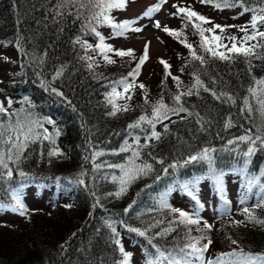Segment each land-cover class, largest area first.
Wrapping results in <instances>:
<instances>
[{
    "label": "trees",
    "instance_id": "obj_1",
    "mask_svg": "<svg viewBox=\"0 0 264 264\" xmlns=\"http://www.w3.org/2000/svg\"><path fill=\"white\" fill-rule=\"evenodd\" d=\"M56 2L57 0H0V45L7 43L12 52L17 53L19 65V70L10 79L11 82L2 85L1 93L20 99V102L13 106L14 109L27 108L28 105L22 104L21 101L25 97L29 98L34 105L31 111L36 117L53 120L61 133L56 145L44 142L43 156L40 155V146L33 145L27 153L28 158L21 161L19 168L29 174V178L23 180L26 185L24 190L27 191L31 185L52 189L56 193L59 192L62 198L70 201L72 207L57 204L50 209L52 211L49 215L38 217L32 214L21 225L10 228L7 225H0V264H117L122 256L113 242L115 238L106 221L115 224L121 242L129 243L137 249L142 259L140 263L148 264L154 252L148 240L126 231L119 222L125 221L128 225L143 230L156 219L164 220L165 223L159 228L148 232V236H152L154 232L167 226L168 221L175 219L176 216L171 217L169 211L156 208L159 195L177 180H191L193 177L205 175L207 164L189 163L175 170L169 169L168 175H164L161 169L172 163L183 165L189 155L204 147L217 150L214 153L215 166L226 173L225 196L227 198L229 188H233V192L239 194L237 199L239 202L245 189L244 177L239 174L243 158L238 155V151L242 153L248 145L244 143L229 145L227 142L244 135L246 129L259 124L260 120L254 117L250 122L238 113V107L220 104L204 92H201L200 96L183 97L185 106L190 109L195 106L193 110L200 112L211 123L205 126L204 131H201L200 126L196 124L195 117H189L184 121L178 118L175 120L176 123H167L170 132L163 133L159 142H152L153 148L145 150V152L150 150L162 158L164 165L157 164L146 156L145 158L154 165L155 171L149 176L136 180L127 193L121 196L123 200L120 202H117V198L111 199L108 193L118 189V184L112 182L111 176H119L120 173L106 166L99 171L94 170L91 154L97 150L106 153L105 156L98 158L96 163L123 162L120 156L110 153L118 150L123 140L128 139L127 124L145 114L146 109L149 112L151 109L149 105L140 103L130 107L131 110L125 113L121 111L116 116L109 114L111 106L106 103V93L111 90L112 82L121 79V75L117 73L109 75L110 71L103 74L100 70L94 69L95 65L91 71L88 69V62L80 59L84 54L83 49L79 44L74 46L72 42L76 36L82 35L80 22H73V17L66 16L60 20V23H54L50 9ZM246 2L250 6L256 4V0H246ZM202 6L208 11H215L216 14L234 9L218 10L211 5ZM194 10L202 14L197 9ZM121 12L113 10L111 15L117 18ZM61 28L63 31H60ZM99 31L106 38L112 35L111 28L107 26L100 27ZM92 37L94 36L90 34L84 35L83 39ZM172 39L174 38L166 36V46L172 56H175L171 61L175 64V70L190 79L192 83L194 82L192 74L199 72L205 84L215 87L218 91L233 94L238 98V105L241 103V98L246 94V89L251 83V76L247 71L248 65L243 57L234 63L206 57L209 63L201 67L199 61L191 59L187 48ZM17 40H20L27 55L21 54L17 49ZM192 40L194 46L199 44V39ZM45 51H47V56L44 57L45 63L37 66L32 57L41 56ZM252 63L253 74L264 77V61L253 59ZM62 66L63 75L52 84V87L63 92V97H60L46 90L41 80L51 81L56 70ZM133 66L135 68L136 64ZM158 66L161 67L160 64ZM127 70L128 68L124 69V72ZM124 72L123 74H127ZM211 78L216 79L215 85H212ZM157 92L160 95L152 103L163 96L165 103L171 106V97L177 92V88L168 85L165 89L159 88ZM229 115L236 126L225 130L223 125ZM47 126L50 125H44ZM53 147H58L64 155L49 158L47 152ZM85 157L89 159L86 160ZM11 167L15 168L16 165ZM248 170L251 175L258 177L264 173V150L257 151L251 157ZM82 172L86 175L81 177ZM158 174L160 180L157 182L154 178ZM105 176L107 179H104ZM78 178L84 179L85 184L75 183ZM21 182V178L15 172L11 181L6 179L0 181V203L2 201L11 203L10 189L19 186ZM261 182L264 183V177H261ZM148 185L151 187H147ZM202 188L208 189L209 200L213 204L224 205L210 181L201 182L198 191ZM171 193H177L185 198L184 201L192 213L195 202L189 196L178 187ZM97 198H99L98 205ZM258 199L259 189L255 188L253 193L249 194L246 205L239 203L232 218L229 219L231 223L217 230L215 236H211L208 230L204 229L203 222L198 226L200 231L197 230L196 225L190 226L191 236L207 235L212 240L208 249L211 251L210 260L214 261L221 253L243 252L264 255V224L250 222L243 212V207L248 206L257 221H264V207H254ZM133 200L136 201L135 207L128 215H124V209ZM234 221L241 223L235 224ZM220 230L222 234L219 233ZM185 232V227L181 225L174 232L154 239L152 243L171 251L188 242ZM62 244L65 245L63 249L60 247ZM129 263L132 264L130 261Z\"/></svg>",
    "mask_w": 264,
    "mask_h": 264
},
{
    "label": "snow or ice",
    "instance_id": "obj_2",
    "mask_svg": "<svg viewBox=\"0 0 264 264\" xmlns=\"http://www.w3.org/2000/svg\"><path fill=\"white\" fill-rule=\"evenodd\" d=\"M201 4L211 5L212 7L223 10L225 8H240V15L251 13L250 20L245 25H219L214 24L209 18L196 12L191 5L180 6L173 4L172 7L176 10L171 15L176 18H180L183 21V28L180 30H173L167 26H163L160 21H154L156 29H161L170 37L178 39L185 48L189 50V55L193 61H199L201 67L209 63V59L220 60L234 63L237 59L243 57L248 65V74L251 76V83L246 89V94L241 98V103L238 105V98L233 94L217 90L215 87H210L201 79L199 72L193 73V83L190 86L184 87L183 82L179 77L172 75L170 69L171 65L161 59L160 64L163 65L165 71V77H171L174 81L177 92L172 95L171 106L165 103L163 96L152 103L148 99L146 86L143 83L137 85L136 79L141 73L142 66L149 59L148 48L149 43L145 44L143 54L138 58L135 57L134 51L115 49L112 45L107 44L106 37L99 31L100 27L107 26L111 28L112 35L110 38L124 37L127 32L133 31L139 33L143 31L142 27H133L138 22L123 21L116 22L115 18L111 15L113 10H126L128 0H57L56 4L50 11L53 14V22L60 23V20L66 16L73 17V22L79 21V27L82 35H78L73 39V45L79 44L83 49V55L80 56L82 61L88 62L87 67L91 71L94 64L97 61L93 59L90 52L97 53L103 57V60L107 64H114L116 61L110 58L109 53H113L116 57L121 59L127 57L136 62L135 68H133L126 77H122L118 81L112 82L111 90L106 93V103L111 106L110 115L116 116L118 112L130 111V106L127 101L132 99L135 88H139L144 92L143 101L145 105L150 106V112L146 109L145 114L140 115L134 122L127 124L126 134L128 139H124L118 150L111 152V155L120 156L123 162H108L96 163V160L106 155L102 150L94 151L91 154V161L93 169L99 171L105 166L108 169L118 170L119 176L112 175L111 180L113 183L118 184V189L115 192H109V196H115L120 198L127 193L131 185L141 177L149 176L155 171L154 165L148 161L145 157H150L157 164L164 165V160L156 156L152 151L145 152L146 149L153 148V141L159 142L162 137V133L157 131V125H163V133L170 132L169 125L165 121L173 120V117H178L180 121H184L189 117H195V122L200 126V130L204 131L205 126L210 124L211 121L207 120L200 112L194 111V107L190 109L185 106L183 97H192L193 95L200 96L201 92L209 94L213 100L220 104H227L229 106L238 107V113L245 116L250 122L254 117H258L259 124H255L245 130V134L236 137L233 140H229V145L235 143H244L248 147L242 153L237 149L238 155L243 158L242 167L239 169V174L244 177L243 188L245 189L244 195L241 197L239 203L246 205L249 194L253 193L255 188L259 189V199L254 205L255 208L264 207V183L261 182V177H264V173L261 176H253L248 170V165L251 163V157H253L257 151L264 150V77H258L253 74L254 65L253 59L264 61V0H256L254 6H250L246 0H199ZM167 3V0H159L157 5H154L147 9L142 15L148 19H151L153 14L159 12L162 5ZM59 18V19H58ZM212 25L211 27H205V25ZM191 27L193 33L198 35L199 44L194 46L188 42L187 36L184 33V28ZM237 28L239 32L243 33L242 36L228 33V29ZM217 30H219L217 32ZM63 31V28L60 29ZM92 35L97 39L95 45L89 43L83 39L84 35ZM183 37V39H180ZM22 39V38H21ZM17 49L23 55H27L24 52L23 46L20 40L16 42ZM204 53L203 55L200 53ZM47 56V51L41 56H33L32 60L37 66H42L45 63L44 57ZM208 57V58H206ZM7 59V58H5ZM91 61V62H89ZM183 72V69H181ZM64 73V67L62 66L56 70L52 76L51 81L45 82L41 80V84L46 90H50L57 96L63 97V92L58 91L52 84L60 78ZM39 75V74H38ZM212 85L217 83L215 78H211ZM118 88H122L123 91H118ZM125 100L123 105H118L117 100ZM13 100L8 97L7 105L3 101H0V181L5 179L11 181L13 179L14 172L19 175L22 182L19 186L11 188V201L12 203L3 204L0 203V212L10 211L18 213L20 216H26L29 213V209L24 203V188L26 185L23 180L29 178V174L19 168L22 160L28 158L27 153L33 145H39L41 148L40 155L43 156V145L47 141L51 145L57 144V138L60 136V130L56 128L55 122L51 119H40L31 111L34 107L29 98L25 97L22 104H27L28 107H21L19 109L13 108ZM183 114V115H182ZM52 125L53 132H49L44 125ZM236 126L231 116L229 115L223 125L224 129H231ZM143 134V135H141ZM131 140V143L129 142ZM141 140L144 142L141 143ZM90 147H93L90 145ZM217 150L211 147H204L194 154L189 155L183 165L178 163L169 164L167 167H162L161 171L164 175L169 174V169L175 170L178 167L186 166L189 163L203 162L207 164V173L205 175L193 177L191 180L179 181L170 186L168 190L160 194L157 199L156 208L159 210H167L176 216L167 222V226L163 227L160 231H156L152 236H148V232L152 229L159 228L165 221L156 219L150 223L147 228L141 229L128 225L125 221H120L122 227L130 233H135L139 237H144L148 240L154 252L151 254L148 264H264V255H252L241 253H221L215 260H205V254L212 244V240L207 235L191 236L192 225L198 227L202 223V217L200 212L203 209V205L197 195L198 186L203 181H210L217 193L220 195L224 203V213L230 214V202L225 196V183L224 178L226 173L222 170H218L215 166V155ZM64 154L58 147H53L48 150L47 156L59 157ZM89 159V157H85ZM11 165H16L15 168ZM81 177L86 173H81ZM95 179V178H94ZM104 179H107L105 176ZM155 181L160 180L158 174ZM75 183L84 185L85 181L82 178H78ZM147 187H151L148 185ZM183 191L189 196L192 201L195 202V207L192 213L184 211L179 208H175L170 205L168 197L176 188ZM95 195V193H93ZM139 196V193H137ZM99 204V198H97V205ZM136 201L133 200L125 209L124 215H128L135 207ZM65 207L71 208L72 205H65ZM95 207V205H94ZM151 211V209L149 210ZM243 212L246 214V218L253 223L264 224V221H257L253 215L252 210L245 206ZM235 224H240V221H234ZM108 228L111 230L115 245L122 256V259L117 264H129L131 259V253L125 251L123 244L120 240V233L113 222L106 221ZM184 226L186 229L185 237L187 243L181 247L175 248L171 251L162 249L160 246L153 244L152 241L156 238L168 235L174 232L177 227ZM204 229L211 231L212 226L206 221H203ZM75 233H73V236ZM206 241V243H202ZM67 243V242H66ZM233 243H236L233 241ZM62 249L65 245L60 246Z\"/></svg>",
    "mask_w": 264,
    "mask_h": 264
},
{
    "label": "rangeland",
    "instance_id": "obj_3",
    "mask_svg": "<svg viewBox=\"0 0 264 264\" xmlns=\"http://www.w3.org/2000/svg\"><path fill=\"white\" fill-rule=\"evenodd\" d=\"M158 0H128V6L126 10H123L119 15L118 19H126L127 21H133L137 20L138 22L133 25V27H142L143 31L136 33V32H129L126 33L124 37H116V38H110L111 36L106 38V43L109 45H112L115 49L119 50H133L135 57L138 58L143 54L144 47L146 43H149L148 48V54L149 59L145 62V64L142 66L141 73L136 79L135 83L139 85L140 83H143L146 86L148 99L153 102L156 98L159 97L160 93L157 92L159 88L165 89L168 85L172 87H176L174 81L172 78L165 77V71L163 68V65L159 63L161 59L167 61L171 65V73L172 75H175L180 78V80L183 82V86L187 87L192 84V81L186 77L183 76V74L179 73L177 70H175V64L174 62H171L175 56H172V53L170 52V49L166 46V36L167 35L163 30V26H167L170 29L173 30H180L183 28V21L180 18L173 17L171 14L175 12L176 10L172 7L173 4H178L180 6H188L191 5L193 9H197L202 14H204L206 17L208 16L209 19L214 24L219 25H245L249 22L251 13H246L244 15H240V8H234L230 11H224L220 14H216L215 11H208L205 7H203L199 0H167V3L163 4L160 11L156 12L151 19H148L146 17H143V13L149 9L150 7L157 5ZM193 2V3H188ZM116 21H118V19ZM124 20V21H126ZM160 21L162 28L156 29L154 26V21ZM210 25V24H209ZM206 27H211L210 26ZM184 33L187 36L188 42H194L192 39H199L198 35H195L193 33V30L191 27L184 28ZM264 30V29H262ZM219 30H217L218 32ZM228 33L236 35L237 37L242 36L243 33L239 32L237 28H230L228 29ZM174 38V37H171ZM180 39H183L181 37ZM173 41H178V39L174 38ZM87 41L93 45H95L98 41L95 37L87 39ZM180 43V42H179ZM173 44V43H172ZM182 44V43H181ZM183 45V44H182ZM89 55L93 56V59L97 61V64H94V69L100 70L103 74L109 72V75L111 74H120L121 78L126 77L127 74L134 68L133 65L136 64L137 61H133L130 58L126 59L127 57L121 59L119 57H116L113 53H109L110 58L114 59L116 62L114 64H107L106 61L103 60V57L98 55L97 53L90 52ZM7 58V59H5ZM177 58V57H176ZM17 53L14 51L12 52L10 46L6 43L4 45H0V101H3L5 105H7V98L10 96H5L1 93L2 85L10 83L12 79V75L16 74L19 70L18 67V60H17ZM171 62V63H170ZM173 63V66H172ZM158 64L161 65L158 66ZM128 70L124 72V69ZM114 71V72H111ZM163 71V75L162 71ZM127 73V74H123ZM118 91H123L122 88H118ZM144 92L141 91L138 87L135 88L134 94L132 95V99L130 101H127L130 107H134L140 103L144 104L143 101ZM13 100V106L16 105L18 102L17 98L10 97ZM126 101L121 99L117 100L118 105H123ZM119 113V112H118ZM121 113H125V111H122ZM173 120L178 119V117H173ZM171 121H165V123H170ZM52 126L46 127L49 131L53 132L54 129L51 128ZM157 131L161 132L163 135V125L158 124L157 125ZM131 142V140H129ZM144 141L141 140V143ZM201 202L203 205V209L200 212V216L202 217V222L206 221L208 224L212 226L211 231H207L211 236L215 234V232L219 229L224 228L226 224H230V220L233 216L234 211L233 209L236 208V205H239L238 199V192L234 191L230 195V214H222L224 213V208L217 209L212 202L209 200V191L208 189H201L200 193ZM47 192L43 193H35L28 196H24V203L26 207L31 210L32 208H35L36 210H47L48 199H47ZM52 196L51 198H53ZM111 199H116L115 196H110ZM123 200V197L117 198V202H120ZM62 203H69L70 201L64 200ZM170 203L173 207L179 208L182 210H189L187 207V204L184 200H180L178 195L173 194L170 197ZM65 207V206H64ZM49 212H45L44 214H36V216L40 217L39 215H49ZM1 213V212H0ZM3 215H0V224H3L4 226L7 225L9 228L13 226L21 225L23 221V218L25 219L26 216H21V218L14 217V215L9 214L7 216V213H1ZM174 215L171 213V217ZM229 221V222H227ZM221 223V224H220ZM222 230L219 231L220 234ZM215 236V235H214ZM123 243V242H122ZM129 245V244H127ZM129 247V248H128ZM124 246L125 251L131 253V259L130 262L132 264H143L140 263L142 259L140 258V254L137 251L136 248L129 246ZM211 255V251H207L205 254V260L207 261L209 256ZM133 259V260H132ZM210 259V258H209Z\"/></svg>",
    "mask_w": 264,
    "mask_h": 264
}]
</instances>
